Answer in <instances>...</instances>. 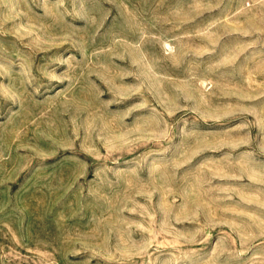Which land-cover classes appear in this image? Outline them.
Returning a JSON list of instances; mask_svg holds the SVG:
<instances>
[{"label": "rangeland", "instance_id": "obj_1", "mask_svg": "<svg viewBox=\"0 0 264 264\" xmlns=\"http://www.w3.org/2000/svg\"><path fill=\"white\" fill-rule=\"evenodd\" d=\"M0 264H264V0H0Z\"/></svg>", "mask_w": 264, "mask_h": 264}]
</instances>
